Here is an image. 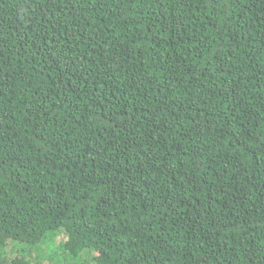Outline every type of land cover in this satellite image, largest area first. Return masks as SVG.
I'll return each mask as SVG.
<instances>
[{
	"label": "trees",
	"instance_id": "obj_1",
	"mask_svg": "<svg viewBox=\"0 0 264 264\" xmlns=\"http://www.w3.org/2000/svg\"><path fill=\"white\" fill-rule=\"evenodd\" d=\"M0 264H264V0H0Z\"/></svg>",
	"mask_w": 264,
	"mask_h": 264
}]
</instances>
